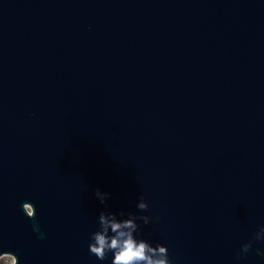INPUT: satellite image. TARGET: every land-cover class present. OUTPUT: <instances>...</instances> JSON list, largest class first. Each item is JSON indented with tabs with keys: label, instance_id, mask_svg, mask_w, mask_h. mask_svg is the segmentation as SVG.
Instances as JSON below:
<instances>
[{
	"label": "water",
	"instance_id": "water-1",
	"mask_svg": "<svg viewBox=\"0 0 264 264\" xmlns=\"http://www.w3.org/2000/svg\"><path fill=\"white\" fill-rule=\"evenodd\" d=\"M101 214L264 264V0H0V255L111 264Z\"/></svg>",
	"mask_w": 264,
	"mask_h": 264
},
{
	"label": "clouds",
	"instance_id": "clouds-1",
	"mask_svg": "<svg viewBox=\"0 0 264 264\" xmlns=\"http://www.w3.org/2000/svg\"><path fill=\"white\" fill-rule=\"evenodd\" d=\"M138 206L144 207L143 202H140ZM29 211L31 212L32 209ZM101 221L104 224L110 223L115 235L107 237L104 232L94 234V244L90 245V251L103 257L105 251L111 250V264H167V258L164 255L166 249L163 246L153 249L145 241L134 239L131 234V229L135 227L132 220L109 221L101 214ZM152 253L158 255H151Z\"/></svg>",
	"mask_w": 264,
	"mask_h": 264
},
{
	"label": "rangeland",
	"instance_id": "rangeland-1",
	"mask_svg": "<svg viewBox=\"0 0 264 264\" xmlns=\"http://www.w3.org/2000/svg\"><path fill=\"white\" fill-rule=\"evenodd\" d=\"M14 257L10 253H3L0 255V264H13Z\"/></svg>",
	"mask_w": 264,
	"mask_h": 264
}]
</instances>
